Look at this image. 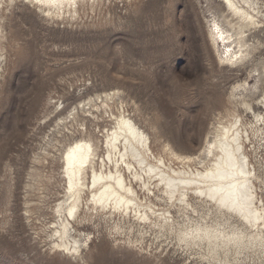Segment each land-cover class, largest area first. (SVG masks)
<instances>
[{
    "label": "rangeland",
    "instance_id": "rangeland-1",
    "mask_svg": "<svg viewBox=\"0 0 264 264\" xmlns=\"http://www.w3.org/2000/svg\"><path fill=\"white\" fill-rule=\"evenodd\" d=\"M223 6L220 0H100L67 19L45 16L27 0L9 6L0 52V264H212L146 223L95 213L75 224L82 238L90 237L84 259L58 253L51 234L64 196L60 152L44 162L34 155L60 113L116 89L117 105L96 112L89 130L102 135L114 125L112 110L127 111L156 152L168 143L182 154L199 153L218 119L234 108L232 85H253L251 65L264 64V47L245 66L218 61L208 8ZM238 108L246 122L254 119ZM254 108L264 111L258 102ZM247 146L252 161L264 165V139L251 134ZM34 166L39 181L31 187ZM117 222L124 228H113Z\"/></svg>",
    "mask_w": 264,
    "mask_h": 264
},
{
    "label": "bare ground",
    "instance_id": "bare-ground-1",
    "mask_svg": "<svg viewBox=\"0 0 264 264\" xmlns=\"http://www.w3.org/2000/svg\"><path fill=\"white\" fill-rule=\"evenodd\" d=\"M27 1L45 16L65 19L100 0ZM220 1L224 6L219 11L208 8V34L218 61L232 66L255 62L264 47V0ZM17 3L0 0V52L6 47L5 11ZM258 62L249 73L255 83L232 85L234 108L218 119L197 154L179 153L168 143L156 152L149 133L127 111H109L114 125L102 135L89 130L87 121L94 122L96 112L117 105V89L60 113L34 155L35 162H44L60 152L64 196L56 205L59 220L52 227L56 251L84 259L90 237L82 238L75 224L89 220L88 214L110 220L119 215L148 224L154 233L173 235L177 245L196 249L212 264H264V165L252 161L247 146L251 134L264 139V111L254 108L255 102L264 107V64ZM238 106L251 111L254 119L246 122ZM33 168L31 187L39 181L38 167ZM139 191L147 193L144 199ZM112 227L121 230L124 225Z\"/></svg>",
    "mask_w": 264,
    "mask_h": 264
}]
</instances>
